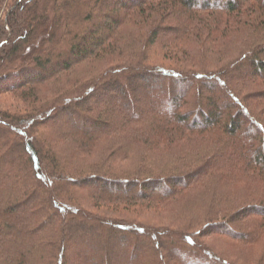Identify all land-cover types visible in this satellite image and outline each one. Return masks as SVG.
<instances>
[{
  "label": "trees",
  "instance_id": "1",
  "mask_svg": "<svg viewBox=\"0 0 264 264\" xmlns=\"http://www.w3.org/2000/svg\"><path fill=\"white\" fill-rule=\"evenodd\" d=\"M112 1L0 0V264H264V0Z\"/></svg>",
  "mask_w": 264,
  "mask_h": 264
},
{
  "label": "rangeland",
  "instance_id": "2",
  "mask_svg": "<svg viewBox=\"0 0 264 264\" xmlns=\"http://www.w3.org/2000/svg\"><path fill=\"white\" fill-rule=\"evenodd\" d=\"M112 2L113 3L109 2L106 5L107 9H114L116 7L115 5H117V2L116 3H114V1H112ZM123 16H124L123 13L119 14L120 18L123 17ZM108 19H109V17L107 16L106 18H104L102 20V22L108 21ZM3 46L4 45L0 46L1 50L4 48ZM163 55H164V51L150 53L149 54V61H152L154 63L164 64V65L174 64V65H177L179 67L183 66L184 68L190 66V64H191L190 60L183 61V63H181V62H177V61L172 60V59L171 60L170 59L169 60L163 59ZM116 61H119V60H116ZM114 63L115 62H113V64ZM108 65H109V63H108ZM230 74L235 76V77L242 78L244 80L246 78H248V75L246 73H244V71H242V68H240L239 71L230 72ZM12 82H13V80L9 84H11ZM190 83L193 84L194 82H190ZM200 83H201L200 81L195 82V84H200ZM183 96L184 97L186 96V92H184ZM203 96H206V97H209V98H213V99H218L219 98V93L217 91L211 90L209 92H205ZM221 103H222V101H221ZM22 106L25 108V106L19 100H17V98H15L14 96L8 95V94H0V109L9 110V111L15 112L17 110H23L24 108ZM143 109L144 108H142V110L140 109L141 110L140 112H142V113H140L138 116H141L142 114L146 115L147 110L144 111ZM126 115H129V114L126 113ZM129 116H131V115H129ZM61 125H59V127L64 130L65 128L62 127ZM59 127H56V129H60ZM87 128H88L87 126L82 127L83 130H87ZM68 129H70V128H68ZM75 129H77V128H75ZM244 143L245 144H249V141H245ZM10 178H11V175L9 177H8V175H0V185L7 184L5 182H8ZM195 180H197V175L193 176L192 179L186 181L185 184L186 185L190 184L191 182H193ZM91 189L96 191V192H102L103 191L104 193H107V194H109V193L110 194H114L113 190H111V189L97 190L98 188H95V187H93ZM136 192L137 191L131 192V193H127V194L139 196V193H136ZM159 194H160V192H156V193L147 192L146 193V195H148L150 197H154V196H157ZM190 206L189 205H185L183 208H184L185 211L186 210L188 211V209H190V211H195V207L196 206L195 205H192L191 207ZM110 207H111V205H110ZM122 207L123 206L118 205L117 209H116L118 211L116 213H112L110 208L109 209H103V208H101V209H93V208H90V209L92 211H95V212H99L100 211V212H102V214H104L106 216H120V217H126V218H135L137 220L149 222V223H152V224L157 225V226H169V227L175 228V227H177L179 225L177 223L180 222V221H176L175 220L176 219V216H175L176 213L173 210V208L165 209L163 207L145 208V207H141V206H130V208L128 210L119 211V210H121ZM184 210H182V211H184ZM186 221H188V219ZM207 232L211 233L212 230L208 229ZM225 232H229V230H226ZM105 237H107V236H103V238H105ZM203 241H205V243H207L214 250H217V251L223 253L226 258H229L231 260L237 261L239 264H244V263H243V260L239 261L237 259V256L240 257V258H244V259H248V257L252 258V255L250 254L248 249H241L238 246L233 245V244H231L228 241H224V240H221V239H216V238H213V237L204 238ZM142 242L144 244L146 243L144 240H142ZM78 243H79L78 241H75L74 245H69L68 244L67 248L70 249V250L71 249L74 250L75 249L74 247ZM165 244L167 246V242L166 241H165ZM259 250H260V248H259ZM257 255L258 254H256V256ZM79 259L80 258L74 259V260L72 259L67 264H81V263L84 264V262H80ZM149 259L155 260V255L153 254V252L149 251L148 253H146V255L145 254L144 255L140 254L139 258H138V260L140 262L144 261V260L147 261ZM169 264H180V263H178L176 261L175 257H170L169 258ZM182 264H189V263H187L186 261L185 262L182 261Z\"/></svg>",
  "mask_w": 264,
  "mask_h": 264
}]
</instances>
